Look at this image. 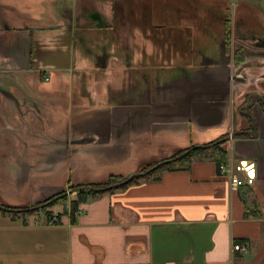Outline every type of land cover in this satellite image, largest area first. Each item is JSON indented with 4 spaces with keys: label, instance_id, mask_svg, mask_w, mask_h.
I'll return each instance as SVG.
<instances>
[{
    "label": "crops",
    "instance_id": "1",
    "mask_svg": "<svg viewBox=\"0 0 264 264\" xmlns=\"http://www.w3.org/2000/svg\"><path fill=\"white\" fill-rule=\"evenodd\" d=\"M249 93L264 97V0H0V205L248 128ZM263 106L259 136L225 144L226 161L255 162L254 185L232 189L211 149L74 215L70 194L55 224L0 210V264H264Z\"/></svg>",
    "mask_w": 264,
    "mask_h": 264
},
{
    "label": "trees",
    "instance_id": "2",
    "mask_svg": "<svg viewBox=\"0 0 264 264\" xmlns=\"http://www.w3.org/2000/svg\"><path fill=\"white\" fill-rule=\"evenodd\" d=\"M240 137H249L250 135L240 134L238 135ZM224 140L219 139L213 143H210L205 146H200L196 149L191 150L190 152L186 153L189 148H185L177 152L176 154L172 155L170 158L172 159L169 163L166 164H160L161 162H156L149 164L141 169L142 172H144L143 175L136 176L132 180H130L128 183L119 185L120 182L126 180L129 176H122V175H111L105 182L101 183H92L90 185H93L97 188H101L99 190H82L77 192H72L74 195V199L70 203V209L72 212V215H74L78 211L79 204L87 201L91 197H97L99 195L116 191L117 189H123L129 186L130 184H134L136 182H140L144 179H150L154 176H158L160 172L164 170L169 169H183L187 168L188 165L195 159L197 156H200L202 153L206 152L207 150L215 149L218 152V155L216 156L215 160L217 163V166H219L220 163L226 161V158L228 156V150H226L225 142ZM159 165L157 168L153 169V167ZM75 186H71L70 190H72ZM54 197V196H53ZM53 197L49 198L45 202H47L43 207L36 208V209H30V208H15L5 205H0V210L12 214L15 218L20 217L21 215H26L27 213H35V212H43L47 218V220L54 221L57 218V221L55 223L60 222L61 213L54 214V211L51 209V206L57 203L58 199L55 201H51ZM69 195H65L61 198V200H68ZM60 200V199H59ZM50 201V202H49ZM44 202V203H45ZM4 206L5 208H3Z\"/></svg>",
    "mask_w": 264,
    "mask_h": 264
},
{
    "label": "built area",
    "instance_id": "3",
    "mask_svg": "<svg viewBox=\"0 0 264 264\" xmlns=\"http://www.w3.org/2000/svg\"><path fill=\"white\" fill-rule=\"evenodd\" d=\"M232 44H235L236 38L232 30ZM219 173L222 177L226 178L232 189H239L244 186L254 185L257 179L256 164L253 161L236 162L229 159L219 164ZM55 221H50V224H55ZM244 244L237 243L234 245L235 250H244Z\"/></svg>",
    "mask_w": 264,
    "mask_h": 264
},
{
    "label": "water",
    "instance_id": "4",
    "mask_svg": "<svg viewBox=\"0 0 264 264\" xmlns=\"http://www.w3.org/2000/svg\"><path fill=\"white\" fill-rule=\"evenodd\" d=\"M235 38H236V35H235ZM236 42H237V39H236V41H235V50H236V45H237ZM257 98H259L260 100L264 101V97H263L262 95H260V94L254 95L253 98H252V101H251V102L247 105V107H246V111H247V113L250 114V115H251V108H252V106L256 103ZM235 129L237 130V127H236V126H235ZM237 132H238V130H237ZM239 132L249 134V135H251V136H253V137H258V136H259V132H258L257 127H254L253 130L248 129V130H243V131H239ZM198 147H200V145H194L193 147H191L190 149H188V151H187L186 153H188V152H190L191 150L196 149V148H198ZM171 160H172L171 158L166 159V160H164V161H161L160 164H166V163H169ZM158 166H159V165L153 167V169L157 168ZM143 174H144V172H142V171H139V172L133 173L132 175H129V177H128L126 180L120 182L119 185L126 184V183H128L130 180H132L133 178H135L136 176H140V175H143ZM72 186H75L72 190H70V191H65V192H63V193H60V194H58V195H55L51 201H55V200H57V199H59V198L64 197L65 195H69V194L72 193V192H77V191H82V190H94V191H95V190H99V189H101V188H97V187H95V186H93V185H90V184L76 185V184L73 183ZM47 200H48V199H47ZM44 202H45V201H44ZM44 202L41 203V204H39V205H33V206L30 207V209L41 208V207H43V206L47 203V202H45V203H44ZM49 202H50V201H49ZM2 207L5 208L4 206H2Z\"/></svg>",
    "mask_w": 264,
    "mask_h": 264
},
{
    "label": "flooded vegetation",
    "instance_id": "5",
    "mask_svg": "<svg viewBox=\"0 0 264 264\" xmlns=\"http://www.w3.org/2000/svg\"><path fill=\"white\" fill-rule=\"evenodd\" d=\"M230 25H229V21H228V25H227V28H228V30H227V44L229 45V51H230V55H231V59H232V61L234 62L233 64H232V68H231V71H232V75L234 74L235 75V66H236V62H235V58H236V50H235V44H232V29H230V27H229ZM235 80V78L233 77V81ZM232 81V80H231ZM235 82V81H234ZM233 90V89H232ZM234 92V91H233ZM254 95H257V94H253V93H249L248 94V96H247V98H246V100H245V102H244V104H242V106H240V108H241V110H242V112H244L245 114H246V116L248 117V119H249V129H251V130H253L254 129V127H257V123H256V120H255V117H254V115H253V113H252V108L254 107V105L256 104V103H258V102H261L262 103V105H264V101H262V100H260L259 98H257V101H256V103L252 106V108H251V115L250 114H248L247 113V111H246V107H247V105L252 101V98H253V96ZM264 107V106H263ZM235 125L239 122V121H237L236 119L235 120H233L232 121ZM241 125V124H240ZM248 128L247 127H245V128H241V129H238V132H237V130L236 129H234V127L232 128V129H230L229 130V132L226 134V136L223 138L224 140H222V141H226L225 142V144L228 142V144L230 145V141L233 139V138H235V137H240V136H238V135H240V134H245V135H249V134H246V133H241V132H239V131H243V130H248Z\"/></svg>",
    "mask_w": 264,
    "mask_h": 264
},
{
    "label": "rangeland",
    "instance_id": "6",
    "mask_svg": "<svg viewBox=\"0 0 264 264\" xmlns=\"http://www.w3.org/2000/svg\"><path fill=\"white\" fill-rule=\"evenodd\" d=\"M232 21L234 22V20H233V17L230 19V22H229V27H230V29H233V25H232ZM256 86V85H255ZM253 88V87H252ZM248 91H250V89H248ZM237 140V139H236ZM192 147V146H191ZM190 147V148H191ZM187 148H189V147H187ZM136 172H139V171H136ZM136 172H134V173H136ZM133 174V173H132ZM131 174V175H132ZM70 194H72V193H70ZM69 194V195H70ZM60 199V200H59ZM57 201V203H55L54 205H52L51 206V209L53 210V211H57L58 210V207H60V209H62L63 208V205H65V201L64 200H61V198H59ZM41 213H43V212H41ZM44 214V213H43Z\"/></svg>",
    "mask_w": 264,
    "mask_h": 264
}]
</instances>
